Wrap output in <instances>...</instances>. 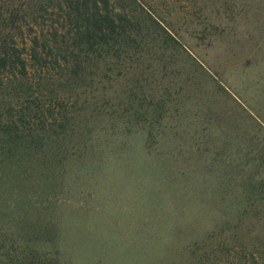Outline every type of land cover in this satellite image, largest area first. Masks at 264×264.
I'll return each mask as SVG.
<instances>
[{
  "label": "rangeland",
  "instance_id": "374dc122",
  "mask_svg": "<svg viewBox=\"0 0 264 264\" xmlns=\"http://www.w3.org/2000/svg\"><path fill=\"white\" fill-rule=\"evenodd\" d=\"M74 1L0 0V57L25 48L31 86L0 62V125L43 148L15 188L0 146V264H264V158L246 189L168 160V41L210 64L264 60V0H108L121 40L87 56Z\"/></svg>",
  "mask_w": 264,
  "mask_h": 264
},
{
  "label": "crops",
  "instance_id": "0c3cea01",
  "mask_svg": "<svg viewBox=\"0 0 264 264\" xmlns=\"http://www.w3.org/2000/svg\"><path fill=\"white\" fill-rule=\"evenodd\" d=\"M168 44L181 59L180 73H168L171 174L184 177L191 169L212 181L219 170L239 182L253 175L250 169L262 166L254 162L264 158V60L210 64L185 42Z\"/></svg>",
  "mask_w": 264,
  "mask_h": 264
},
{
  "label": "trees",
  "instance_id": "16d2710c",
  "mask_svg": "<svg viewBox=\"0 0 264 264\" xmlns=\"http://www.w3.org/2000/svg\"><path fill=\"white\" fill-rule=\"evenodd\" d=\"M59 4H61V2ZM108 4V0H76L72 5L74 10V12H72L75 15L74 19L71 20L72 12L71 14L68 12L67 14L70 18V23L76 25L75 35L77 34V38L79 37V47L80 50L84 51L85 56H87L89 50H92L94 46H97L95 47L96 50H101L104 48V45L112 47L113 45H118L121 40V32H119L120 22L116 19L120 17L108 12ZM101 8L107 9V11L101 12ZM12 46L15 48L13 54L16 56V60L14 62H8L10 59L7 58V56H1L0 62L2 64L8 62L10 70H12V75H14L16 81L17 92L22 94V92L31 88L29 83L28 62L23 56L25 48ZM33 57L37 62L39 59L38 55L33 53ZM16 66H19V73H16L14 70ZM28 126L29 125L20 128L13 118H10L6 125H0V146L5 148L6 152L10 155V157H6L5 165L8 170L4 172L12 178L14 187L20 183L22 184L26 179V172L24 167H22V162L25 160V150H34V153H37L39 151L36 149L41 145V142L36 139L38 132L33 131L30 127L28 128ZM25 129H27V131ZM42 149V146H40L39 150L42 151ZM16 155L19 156L17 157ZM33 157H37V155H33ZM7 164H12L15 171L11 172ZM46 174L48 176H54L55 171L53 169L50 173L46 172ZM28 177H30L29 173L27 175V178ZM250 183H253L252 174L240 181V185L244 189H246V185H250Z\"/></svg>",
  "mask_w": 264,
  "mask_h": 264
}]
</instances>
